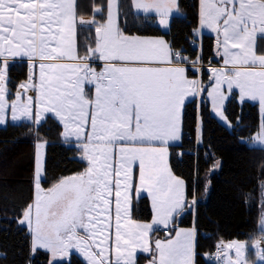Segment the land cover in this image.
<instances>
[{"label": "snow or ice", "instance_id": "1", "mask_svg": "<svg viewBox=\"0 0 264 264\" xmlns=\"http://www.w3.org/2000/svg\"><path fill=\"white\" fill-rule=\"evenodd\" d=\"M172 2L137 0V8L157 12L159 22L167 26ZM76 23L75 0H0V123L7 117L9 58L26 56L30 61H40L42 111L52 112L64 122L66 137L74 135L80 140L86 129L91 131L80 145L89 163L84 172L62 178L44 190L39 184L37 160L36 202L28 206L19 223L31 225L34 211V249L48 250L54 259L76 247L89 264H135L131 249L146 238L152 224L130 219L133 168L138 163L140 190H147L152 197L156 209L153 223L167 228L187 203L184 181L172 175L164 163V145L179 139L180 110L185 99L200 89L197 81L186 77L184 67L173 63L174 59L185 58L164 40L124 35L113 30L111 20L106 26H97V47L89 49L106 61L104 70L97 73L87 64L88 55H74ZM202 23L218 34L224 65L233 69L231 74L227 68L215 70L219 76L208 96L217 115L224 118V84L228 91L233 86L239 88L241 99H258L264 105V53H257L254 42L257 31L264 34V0H206ZM64 60L79 62L68 64ZM87 84L95 86L94 97L85 91ZM20 88H26V84ZM10 107L11 118L16 120L15 102ZM20 115L31 118V109L24 105ZM40 119L38 114L34 122L38 124ZM254 142L264 143V128ZM260 223L264 226V216ZM113 226L114 261L104 258L103 250L90 251L89 243L90 237L103 235ZM256 247L264 261V249L259 244ZM156 249L158 258L152 264H157V259L158 264H193L190 231L181 230L174 241H157ZM227 249L234 250L235 258L225 252L226 264H247L244 244L233 242Z\"/></svg>", "mask_w": 264, "mask_h": 264}, {"label": "trees", "instance_id": "2", "mask_svg": "<svg viewBox=\"0 0 264 264\" xmlns=\"http://www.w3.org/2000/svg\"><path fill=\"white\" fill-rule=\"evenodd\" d=\"M177 4L180 14L172 16L167 30H163L155 16L136 13L132 0H118L119 28L126 35L162 37L173 52L179 51L191 60L199 58L206 65L200 73L206 92L210 84L208 65L220 63L217 39L210 34H203L199 40L195 36L198 0H178ZM106 8L107 0H75L77 18L92 16L103 21ZM75 39L77 53H86L96 39L94 27H76ZM193 44H198V49L192 48ZM25 77L24 64L10 66L8 84L12 89ZM223 111L231 128L210 113L208 101L203 96L198 108L200 139L197 141L196 102H187L182 112L181 142L173 147L170 158L171 169L185 181L191 201L190 209L184 213L179 225H192L194 207V264H217L209 260L208 254L220 241L238 239L249 244L264 235L258 229L264 204L261 196L264 147L248 145L260 128V109L256 103L240 102L234 90ZM60 133L61 126L52 117L38 125L19 122L0 127V264H49L45 252L31 254L30 234L25 226L18 224L22 210L31 200L32 161L22 166L16 178H10L8 173L18 157L32 152L36 142L45 143L43 185L80 171L84 163L78 158L79 150L66 144ZM133 216L149 218L145 197L134 204ZM146 262L144 257L138 260V264ZM51 264L86 263L72 255L69 261Z\"/></svg>", "mask_w": 264, "mask_h": 264}, {"label": "rangeland", "instance_id": "3", "mask_svg": "<svg viewBox=\"0 0 264 264\" xmlns=\"http://www.w3.org/2000/svg\"><path fill=\"white\" fill-rule=\"evenodd\" d=\"M147 1L151 2V0H141V2H147ZM177 1L178 0H173L172 4L170 5L171 11H170L169 16L167 17V26L162 25L159 22L161 19V16L157 12L151 11L153 13H150V14H154L156 16V21H157L158 25L160 26V28H162L163 30H167L170 17L173 14H179L180 13ZM113 5H114V0H107L106 17L103 21H98V20H95L94 18L91 19L92 16L77 18V23L75 24L74 32L72 35L74 55H77L78 57H84L85 55H88L90 58L86 62L97 73L102 72L104 70L106 61L99 58L98 52L95 54H92L89 51V49L97 47V41L99 40V38H96L94 43L88 47V50L86 53L78 54L76 51V48H75L76 27H78V26H80V27L93 26L95 28V31H96V28L98 25H105L106 26L109 23V20H111L113 30L114 31L119 30V29H117V22H116L117 21L116 20V8L114 9ZM205 6H206V0H199V4H198V26L195 30V36L197 38H201V36L203 35V34L201 35V33L204 32L206 34L213 35L217 39H219L220 37H218V34L215 31H213L211 28H208L207 26H205L202 23L203 12H204ZM97 11L98 10L96 9V12ZM81 20L85 21V22H90V23L81 24L79 22ZM118 26H119V24H118ZM146 37L147 38H155L158 40H164L162 37H148V36H146ZM254 42H255V49H256L257 53L258 54L264 53V34H261L257 31L255 36H254ZM217 53L220 56L221 65L209 68V82H210V84H209L206 92H204V85L201 83L200 76H198V78L195 76H191L189 74L188 70L185 68L186 77L189 80L197 81L198 82V88L200 90L197 92V94L195 96L189 95L185 99L184 104L180 110V131L178 133L179 139L170 141L167 145H164V147L167 148V152L164 156V163L170 169L172 175H174L175 177H178L182 181H184V180L182 178H180L179 176H177L172 171L171 165H170V158L173 154V147L175 145L180 144V142H181L182 112H183L184 105L189 101H195L196 102V107H197L196 140L197 141H199V139H200V121H199L198 108H199L200 100L203 98V96H205V99L208 101L210 113L221 124H223L227 128H231V125L228 122V120L224 114V111H223V116L226 119L221 118L219 115H217L216 111L212 107L211 97L208 96V93L211 92L213 90V88L215 87V78H217L219 76V73H217L215 70L227 68L229 71V74H231L233 71L231 65H228V66L224 65L225 57L221 54L222 48L219 46L217 47ZM62 62L68 63V64H75V63H78L79 61L78 60H64ZM33 63L36 64L35 69H33ZM39 63H40V61H38V60H36L34 62L30 61L29 58L26 56H17L14 58H12V57L9 58L8 69H7L6 90H5V108L7 109V117H6V120L4 123H0V127L6 125L7 123H19V122H30L34 125H38V124L42 123L43 121H45L47 118L52 117L61 126V133H60L61 139L66 144L74 146L79 150L78 158L81 161H83L84 165L80 171L72 173V174L64 175V176L60 177L57 181L51 183L50 185L45 186L42 183V181L44 179L45 143L44 142H36L34 144L32 152L30 154L18 157L14 161L12 167L9 170L8 175L10 178H16L17 176H19L22 166H24V164H26L28 161L31 160L32 164H33L31 200H30L29 204L22 210L21 216L18 219V224L21 226H25L27 228L29 234H30V250H31L32 255H34L37 251L45 252L47 254L49 264H51L53 262H58V261H69L71 256L75 255V256L79 257L82 261H84L86 264H89V260L86 257V255L76 247H70L68 252H67V255H65L63 257H58L56 259L53 258L52 253L48 250H45L43 248H35L34 249V244H33L34 229H35V219H34L35 213H34V211H33V221H32L31 225H29L28 223H24V224L19 223V221L24 218L23 213L28 208V206L34 205L36 202V196L38 194V189L36 187V183H37V181H36V170H37V160L38 159H39V166H40L39 184H40V188H42L44 190L50 189L54 184L59 182V180H61L62 178H67V177H72V176L78 175V174L84 172V170L87 167H89V163L84 158V154L82 152L80 145L82 142H84V136L85 135H91L90 128L86 129L84 131V133H82L80 140H77L74 135H70V136L66 137L65 133H66L67 129L65 128L64 122H62L58 117H56L54 115V113L42 111V109L44 108V104L41 103L42 97L40 95V83H39V73H38ZM22 64H24L26 67V77L19 80L17 82L15 88L12 89L8 84L9 68L12 65L17 66V65H22ZM209 66L210 65H208V67ZM34 72H35V75H33ZM21 84H26V88L21 89L20 88ZM33 85H35V87H33ZM223 90L225 91L226 99L224 100L222 110L224 109L225 102H226L230 92L234 91V90L238 93V100L240 102L249 101V102H253L256 104L257 103L261 104L258 99L257 100H252L249 98L241 99L240 89L235 87V86H233L232 89L230 91H228L227 85L224 84ZM85 91L88 93L89 97H94L95 86L92 84H87L85 86ZM18 94H19V98H18ZM29 96L32 97L31 101L28 100ZM13 102H15V104L17 106V113H16L17 119L16 120H13L11 118L12 113H11L10 105ZM24 105H27L31 109V118L20 115V109ZM262 106L263 105H261V108H263ZM258 107L260 109L259 105H258ZM38 114L40 116H42V119H40L39 123L37 124L34 121L36 120ZM263 123L264 122L261 121L259 130L253 135L251 140L248 141V145L255 146V147H264V143L254 142V138L257 137V135L261 132L262 128H264ZM38 145H42V146L38 147ZM115 158L118 160V155ZM138 177H139V165L137 163L133 168V181H132L133 192H132V196L130 198V219L137 221L139 223H142V224H152V228L147 233L146 238H144L143 240H138L137 244L133 245V247L131 249L133 252V258H134L135 264H138V260L140 257H144L147 259V262L145 264H152L154 258H158V251L156 249V242L160 241V242L164 243V242H167L170 240L174 241L176 236H177V233L180 232L181 230H183L185 232H187V231L192 232L193 256H194V238H195V230L193 227L194 207L192 208V225L191 226L179 225V222H180L182 216L184 215V213L187 210L190 209V206H191V201L189 200V198L187 196V192H186L185 181H184V193H185V200H186L187 206L182 210V212L179 215H176L172 220L169 221L168 227L166 228L163 225H158V224L153 223V221L156 219V209L153 206L152 197L149 194V192L147 190H144V191L140 190ZM261 196L264 200V183H261ZM142 197H145L147 199V205H148V208L150 210V216L147 219H137L133 216L134 204L136 202H139V200ZM114 209H115V205L113 204L112 205V215H113L112 223H113V225L115 223ZM262 216H264V204H263V207L260 211V215H259V219H258V229L264 232V226H262L260 223ZM80 234L84 235V233L82 231ZM105 237H107L106 240H105ZM233 242H239V243H242L245 245L244 259L247 261V264H263L264 263V261H262L259 258V256L257 255V247H256V245L259 244V247L264 249V235H259L258 237L253 239L249 244H247V242L244 240H238V239L220 241L218 243V245L216 246V249H218V251H217L216 258L213 261L214 262L216 261L217 264H226V258H225V254H224L225 252H227L228 255H232L233 258H235L234 250L227 249V245L232 244ZM89 243L91 244L90 251H93L94 253H99L100 251L103 250L104 251V258H108L112 261L115 260L116 253H115V228H114V226L110 231L103 233V235L97 234L96 236L90 237ZM145 248H147V250H144ZM250 250H251V252H250ZM99 258L100 257H97V259H99ZM209 260H210V258H209ZM210 261H212V260H210ZM157 264H158V259H157Z\"/></svg>", "mask_w": 264, "mask_h": 264}, {"label": "crops", "instance_id": "4", "mask_svg": "<svg viewBox=\"0 0 264 264\" xmlns=\"http://www.w3.org/2000/svg\"><path fill=\"white\" fill-rule=\"evenodd\" d=\"M132 2H133V9H134V11L136 12V13H138V14H142V15H152V16H155L154 14H150V13H153V12H145V11H143L142 9H138L137 8V0H132ZM148 2V1H147ZM198 4H199V0H198ZM113 7H114V9L116 8V22H117V29H119V31H120V28H119V26H118V15H119V13H118V0H114V5H113ZM180 14V13H179ZM174 15H178V14H173L172 16H174ZM171 16V17H172ZM170 17V18H171ZM93 17H91V19H92ZM155 18H156V16H155ZM94 31H95V28H94ZM121 32V31H120ZM122 33V32H121ZM123 34V33H122ZM202 34H206V33H204V32H202L201 33V35ZM124 35H126V34H124ZM127 36H131V35H127ZM136 37H140L141 39H145V40H158V39H155V38H147L146 36H136ZM148 37H153V36H148ZM200 37V36H199ZM197 38V37H196ZM198 40L200 39V38H197ZM217 39V38H216ZM217 41H218V39H217ZM166 44H167V46H169L168 45V43L166 42ZM217 47H218V44H217ZM75 48H76V45H75ZM220 61H221V59H220ZM173 63H175L174 61H173ZM175 64H177V63H175ZM179 65V64H178ZM219 65H221V63H219V64H213V65H210L209 66V68L210 67H214V66H219ZM179 66H182V67H184V68H186L188 71H189V73H190V75L191 76H195V77H197L198 78V74L197 73H195V71L192 69V68H189V67H187V66H183V65H179ZM200 104V103H199ZM258 104V103H257ZM259 106H260V118H261V121L262 122H264V105L262 106L263 108H261V104H258ZM263 110V111H262ZM264 124V123H263Z\"/></svg>", "mask_w": 264, "mask_h": 264}, {"label": "built area", "instance_id": "5", "mask_svg": "<svg viewBox=\"0 0 264 264\" xmlns=\"http://www.w3.org/2000/svg\"><path fill=\"white\" fill-rule=\"evenodd\" d=\"M198 46V44H193L192 45V48L196 49ZM198 49V48H197ZM175 53H180V56L185 58V59H181V60H177V59H174L173 61L179 65H183V66H187L189 68H192L195 73L198 74V76H200V73H201V69L203 67H206V65L202 64L200 59L199 58H196L195 60H191L187 55H184L182 54L181 52L179 51H175ZM217 251L218 249H214L213 251H211L209 254H208V257L210 258V260H214L217 256Z\"/></svg>", "mask_w": 264, "mask_h": 264}, {"label": "water", "instance_id": "6", "mask_svg": "<svg viewBox=\"0 0 264 264\" xmlns=\"http://www.w3.org/2000/svg\"><path fill=\"white\" fill-rule=\"evenodd\" d=\"M95 37L96 38H99V35L97 34V32L95 31Z\"/></svg>", "mask_w": 264, "mask_h": 264}]
</instances>
